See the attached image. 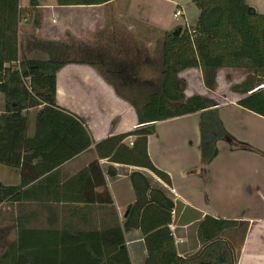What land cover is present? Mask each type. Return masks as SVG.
<instances>
[{
  "label": "crops",
  "instance_id": "0c3cea01",
  "mask_svg": "<svg viewBox=\"0 0 264 264\" xmlns=\"http://www.w3.org/2000/svg\"><path fill=\"white\" fill-rule=\"evenodd\" d=\"M36 1L42 24L37 29L29 15H22L20 60L83 61L59 70L57 103L85 122L93 146L63 164L57 172L33 182V187L25 188L23 193L30 191L28 198L4 203L0 207V237H18L19 227L46 231L65 227L105 230L116 224V218L123 225L126 211L136 199L130 176L140 171L175 203L170 230L181 258L192 257L203 249L199 226L211 216L249 225L239 246L236 237L226 239L233 249L232 264H264V118L238 105L243 95L235 93L232 86L245 81L247 72L243 69L219 70L215 91L206 88L199 68L179 74L186 98L199 95L216 104L232 141L217 142V155L208 166H203L201 159L199 112L158 122L155 134L149 137V157L157 169L170 176L171 186L148 170L100 160L113 204H108L107 196L89 203L88 209L84 204L66 200L76 191V184L69 181L98 159L96 144L139 127L136 110L122 97H145L158 84L162 45L158 33L164 35L173 30L178 7L183 13L184 27H195L200 11L191 0H129L124 5L123 0H115L107 5L68 7L58 6L57 0ZM245 2L264 15V0ZM30 3L31 0H20L25 11L30 9ZM120 23L127 24L129 31L123 32ZM101 64L108 67L106 73L113 84L101 75L97 68ZM38 111L29 112V138L35 136ZM4 112L5 96L0 93V115ZM111 165L118 172L114 179L106 173ZM0 183L20 186V169L0 164ZM103 191L101 187L94 193ZM124 237L132 264H146L148 252L141 231L124 233Z\"/></svg>",
  "mask_w": 264,
  "mask_h": 264
},
{
  "label": "trees",
  "instance_id": "16d2710c",
  "mask_svg": "<svg viewBox=\"0 0 264 264\" xmlns=\"http://www.w3.org/2000/svg\"><path fill=\"white\" fill-rule=\"evenodd\" d=\"M113 1L57 0V5L100 6ZM191 2L200 11L198 23L193 28L178 26L164 33L158 84L145 97H122L136 110L139 127L96 144L98 159L69 181L76 184V191L71 190L73 193L66 199L69 202L84 204L88 209L89 203L107 196L108 204H113L100 160L148 170L171 186L170 176L155 167L148 153L149 137L155 134L158 122L200 112L203 166L216 157L218 141L232 142L213 101L199 95L185 97V84L179 78L182 71L199 68L206 88L215 91L219 70H245V81L232 86V90L243 95L239 106L264 118V15L245 0ZM25 13L33 26L40 28L42 14L36 0H31L27 11L21 8L20 0H0V93L5 96V112L0 115V164L20 169L22 174L18 187L0 183V207L6 202L18 203L28 198L30 191L23 193L25 188L33 187V182L57 172L63 164L93 146L85 122L57 103L59 70L83 61L20 60L19 25ZM179 28L183 30L176 35ZM97 66L105 80L113 84L106 73L108 67ZM32 109L39 111L35 136L29 138ZM106 173L111 179L118 175L113 165ZM130 181L136 199L128 207L123 225L116 218V224L105 230L65 227L46 231L19 227L18 237L0 256V264H132L124 237V233L132 231H141L144 236L146 264H232L233 249L229 241L235 235L230 232L247 224L207 216L199 226L203 249L183 259L177 253L170 230L175 210L173 200L140 171L133 172ZM101 187L103 193L95 194Z\"/></svg>",
  "mask_w": 264,
  "mask_h": 264
},
{
  "label": "rangeland",
  "instance_id": "374dc122",
  "mask_svg": "<svg viewBox=\"0 0 264 264\" xmlns=\"http://www.w3.org/2000/svg\"><path fill=\"white\" fill-rule=\"evenodd\" d=\"M126 1H128L129 2V0H123L122 1V4L123 3H125ZM126 4H127V2H126ZM124 5V4H123ZM148 12H146L145 13V15H148L147 14ZM159 13H161L162 15L161 16H164V12H162V11H159ZM177 13V10H176V12H175V14ZM182 13V12H181ZM182 17H183V13H182ZM182 17H181V19H182ZM174 21L176 22V25L173 27V29H175L176 27H178V26H184V22L182 23L181 21L180 22H178L177 23V21L174 19ZM118 25H120V28L123 30V32H127V31H129L128 30V28L127 27H125V26H128L127 24H125V25H121V23L120 24H118ZM163 37H164V35L162 34V33H158V40H159V42L161 41V43H162V40H163ZM144 41V40H143ZM90 57V56H89ZM68 58V57H67ZM69 58H71L72 59V57H71V55H70V57ZM75 59H78V57L76 56L75 57ZM81 59V58H80ZM161 61H162V53L160 54V63H161ZM159 63V64H160ZM246 230H247V232H248V230H249V225L247 224V226L245 227V226H243V227H238V228H236V229H233L230 233L231 234H234L235 236L234 237H236L237 239H238V242H236V245L237 246H239V242H240V239L244 236V235H246L247 234V232H246ZM246 233V234H245ZM15 238L16 237H0V255H2L3 253H4V251L6 250V248L15 240ZM237 249H238V247H237Z\"/></svg>",
  "mask_w": 264,
  "mask_h": 264
},
{
  "label": "built area",
  "instance_id": "2783aa9c",
  "mask_svg": "<svg viewBox=\"0 0 264 264\" xmlns=\"http://www.w3.org/2000/svg\"><path fill=\"white\" fill-rule=\"evenodd\" d=\"M182 13L181 11H177V13L174 15V19L178 22L181 21ZM130 145L132 146V142H130Z\"/></svg>",
  "mask_w": 264,
  "mask_h": 264
},
{
  "label": "water",
  "instance_id": "95a60500",
  "mask_svg": "<svg viewBox=\"0 0 264 264\" xmlns=\"http://www.w3.org/2000/svg\"><path fill=\"white\" fill-rule=\"evenodd\" d=\"M182 30H183L182 28L177 29V31L175 32L176 35H179L182 32Z\"/></svg>",
  "mask_w": 264,
  "mask_h": 264
}]
</instances>
